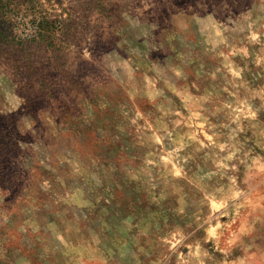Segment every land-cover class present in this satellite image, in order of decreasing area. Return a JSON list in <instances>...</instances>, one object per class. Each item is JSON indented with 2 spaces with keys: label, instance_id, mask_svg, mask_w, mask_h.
I'll return each instance as SVG.
<instances>
[{
  "label": "rangeland",
  "instance_id": "1",
  "mask_svg": "<svg viewBox=\"0 0 264 264\" xmlns=\"http://www.w3.org/2000/svg\"><path fill=\"white\" fill-rule=\"evenodd\" d=\"M0 264H264V0H0Z\"/></svg>",
  "mask_w": 264,
  "mask_h": 264
}]
</instances>
